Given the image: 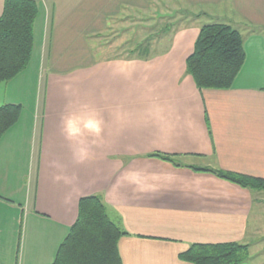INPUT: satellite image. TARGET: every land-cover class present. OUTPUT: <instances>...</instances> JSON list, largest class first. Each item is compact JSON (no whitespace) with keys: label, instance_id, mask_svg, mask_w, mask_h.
I'll return each mask as SVG.
<instances>
[{"label":"crops","instance_id":"1","mask_svg":"<svg viewBox=\"0 0 264 264\" xmlns=\"http://www.w3.org/2000/svg\"><path fill=\"white\" fill-rule=\"evenodd\" d=\"M34 1L35 88L15 91L21 102H0L22 108L0 138V264H51L79 199L90 195L126 233L117 243L122 264H192L179 257L190 244L226 242L249 245L240 264H264V189L203 170L264 180V0ZM200 18L242 35L245 60L230 88H197L186 71ZM105 32L118 35L113 44L102 43ZM58 35H74L64 50L84 59L47 58ZM115 48L126 52L91 53ZM84 106L103 130L87 136L81 158L62 117L84 115ZM22 150L21 175L12 167Z\"/></svg>","mask_w":264,"mask_h":264},{"label":"trees","instance_id":"2","mask_svg":"<svg viewBox=\"0 0 264 264\" xmlns=\"http://www.w3.org/2000/svg\"><path fill=\"white\" fill-rule=\"evenodd\" d=\"M38 6L34 0H4L0 15V84L28 65L33 48V24ZM245 60L243 38L229 24L200 27L186 71L197 88L227 89ZM21 105H0V138L19 119ZM150 156L176 165L174 155ZM196 169V168H195ZM200 170V169H196ZM241 187L264 189V180L235 172L203 169ZM126 235L108 216L102 197L90 195L78 201V214L60 243L51 264H122L118 239ZM249 245L238 242L192 243L180 259L192 264H240L249 258Z\"/></svg>","mask_w":264,"mask_h":264},{"label":"rangeland","instance_id":"3","mask_svg":"<svg viewBox=\"0 0 264 264\" xmlns=\"http://www.w3.org/2000/svg\"><path fill=\"white\" fill-rule=\"evenodd\" d=\"M200 5H202V6L197 8V10H200V11L203 10L205 8V6H208V4H200ZM200 22L202 25H205V24L214 23V22H218V21L215 20L214 18H200ZM240 30H242V28ZM115 36H118V35L106 34V32H105L104 36L102 37V39H103L102 43L107 42V44L108 43L113 44L114 41H116V40L112 39V38H115ZM73 37H74V35H65V36L58 35V36H56V38H55L56 41L60 40L61 38H62V41H60L58 45H57V43H54L52 46H50V44L48 43L47 49H46L47 50V58L51 57V59H54L55 61L59 60V62H61L60 65H62V66H64L66 60L69 59V55H71V57H73L72 58L73 61H76V62L82 61L84 59V57L79 59V58H76L77 56L74 57L72 54L77 53L78 56H83L84 55L83 53L74 51V49H73L74 52L68 51V49L64 50L66 48V46L64 47L63 44L65 43V44L69 45L70 42L73 40ZM153 37H156V36L152 35L151 38H153ZM67 39H70V41L67 42ZM122 45H125V44H121V46ZM118 46L120 47V45H118ZM77 47H78V44L76 46H74V48H77ZM127 47H129V46H127V45L124 46L125 49H127ZM32 49H33L32 55H31L30 61H29L28 65L26 66V68L22 72H20L17 77L0 84V102L5 101L6 99H12L13 101H15V103H17L19 101L21 102L22 99L18 98V97H20V95L19 94L14 95L15 91L23 93L24 95H26L28 93V91L36 84V80L34 79V75L36 74V71H37L35 66L37 65V61H38V58H36L37 54H38V49H37V46L35 47V42L33 44ZM107 52H108L107 54H106V51H104L103 54H101V52L99 54H97V51L95 50V51H92L91 53H92L93 58H96L98 56L100 57L101 55H102V57L105 55L106 56H114V55H117L119 53H125L126 51H122V52H120L119 50L116 51V48H115V49H110ZM32 59H33V61L31 62ZM46 66L47 65H45V67ZM34 88H35V86H34ZM28 101H29V99H26V102H28ZM26 112H27V106L24 108L22 115L24 116L26 114ZM23 155H24L23 150L20 153V155H16L15 158H16V162H18V163H16L12 167V170H15L18 174H21V175L24 173V169H23V165L20 162L26 163V158H25V156L23 157ZM16 181L17 182L20 181L21 183H25V176H21L20 179L17 178ZM17 197H19V196H17Z\"/></svg>","mask_w":264,"mask_h":264},{"label":"clouds","instance_id":"4","mask_svg":"<svg viewBox=\"0 0 264 264\" xmlns=\"http://www.w3.org/2000/svg\"><path fill=\"white\" fill-rule=\"evenodd\" d=\"M82 112L84 115L69 112L62 117L65 139L73 146L74 153L81 158L88 154L87 136H99L103 130V120L94 109L84 106Z\"/></svg>","mask_w":264,"mask_h":264}]
</instances>
